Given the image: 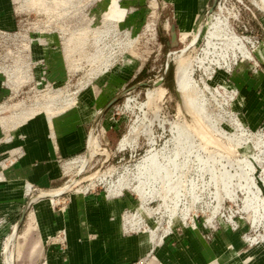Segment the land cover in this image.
<instances>
[{"label": "rangeland", "instance_id": "rangeland-1", "mask_svg": "<svg viewBox=\"0 0 264 264\" xmlns=\"http://www.w3.org/2000/svg\"><path fill=\"white\" fill-rule=\"evenodd\" d=\"M120 4L119 0H16V22L0 29V70L7 90L0 99V175L22 151L11 145L15 132L32 118L49 124L52 131L71 114L75 118L71 120L72 128L79 121L89 124L85 148L61 160L57 186L29 187L26 183L22 200L25 213L17 235L29 212L32 214L45 202L49 212L64 213L76 196L126 198L123 222L135 234L150 238L152 246L164 245L168 238L184 237L183 234L196 240L199 232L203 240L211 243L217 232L226 230L219 243L230 245L232 262L238 264L244 258L237 247L245 245L247 252L264 243V12L252 0H137L131 4L121 0ZM210 7L211 13L228 18L233 31L244 37L251 56L230 51L228 58L223 59L218 54L219 63H205L211 64L208 75L196 67L195 78L204 93L205 107L220 126L219 132L212 134L197 128L196 146L204 159L209 157L217 181L209 182V175L202 177L197 173L196 162L191 163L193 172L186 174L185 188L189 190V180L193 179L197 183V199L183 195L173 209L162 199L165 191L161 182L154 183V191L145 187L143 201L135 190L139 185L136 175L138 165L152 148L173 149L171 126L178 119L180 99L175 58L183 51L191 59L203 56L206 27L211 23L207 17ZM190 12L196 28L181 42L182 21L189 18ZM204 23L200 35L199 28ZM157 82L166 89L164 96L154 106L144 105L148 89L156 87ZM203 82L209 84L207 89ZM22 109L36 112L15 126ZM157 110L159 117L154 115ZM92 113L96 116L91 117ZM186 117L192 122L190 115ZM233 120L242 124V130ZM133 127H139L138 133L124 149L101 140L103 130L118 143ZM94 137H98L101 146L90 153V140ZM223 147L226 150L220 149ZM222 164L228 168L227 179L219 171ZM179 184L175 185L184 188L182 182ZM42 192L55 194L42 196ZM252 198L255 204L246 209L247 199ZM19 217L22 216L1 218L0 225L5 221L14 225ZM17 235L9 234L2 249L13 251L9 264H13V256L14 264H28L30 242H23ZM151 260H144V264Z\"/></svg>", "mask_w": 264, "mask_h": 264}, {"label": "crops", "instance_id": "crops-1", "mask_svg": "<svg viewBox=\"0 0 264 264\" xmlns=\"http://www.w3.org/2000/svg\"><path fill=\"white\" fill-rule=\"evenodd\" d=\"M123 1L131 4L137 0ZM15 2L0 0V29L12 27L10 25L16 22ZM6 91L0 70V99ZM73 115L65 116V123L53 127V131L49 124L32 118L15 132L11 145L22 151L0 175V219L22 216L26 183L29 187L33 184L40 188L56 185L61 177V160L85 148L89 124L79 121L72 128ZM79 117L81 120L82 114ZM100 135L111 147L119 145L120 141L115 143L103 130ZM126 201V198H99L92 194L76 196L64 213L48 209L35 217L30 211L19 235L17 224L21 217L14 225L5 221L0 225V264H9L10 255H13V251L2 249L9 234L30 242L28 264H144L146 259H153L150 264H234L230 245L219 243L226 230L217 232L211 243L203 240L199 232L196 240L183 234L184 237L168 238L164 245L152 246L150 238L135 234L123 222ZM244 246L237 247L243 253L242 258H246L238 264H264V243L245 250L247 252ZM14 261L13 256V264Z\"/></svg>", "mask_w": 264, "mask_h": 264}, {"label": "bare ground", "instance_id": "bare-ground-1", "mask_svg": "<svg viewBox=\"0 0 264 264\" xmlns=\"http://www.w3.org/2000/svg\"><path fill=\"white\" fill-rule=\"evenodd\" d=\"M253 4L259 8L261 11L264 12V0H252ZM222 9V8H221ZM213 9L210 8L207 13V17L209 20H211V23L209 26L206 27V47L203 49L204 51L203 56L197 57L194 59H191L187 55H184L183 52L179 55L174 56L175 62H176V70H175V80L177 84V89L179 92V106H178V119L175 120L172 123L171 131L174 133L173 138L171 139L173 143V149L169 150V148L166 146L162 149H156L155 147L152 148L148 154L144 157L142 162L138 165V174L136 175V178L139 180V185L135 187V190L137 193L140 194L143 201H145V187L148 186L151 188L152 191L154 183L161 182L164 184V191L165 193L162 195V199H164V203L167 207H172L173 209H176L179 205V202L183 195H192L194 198L197 199V193L195 194L196 184L194 183L193 179H190L191 187L189 186V190H186V174L192 170V164H196V170L197 173L201 174L202 177L206 174L209 175L210 181L209 182H216V170L212 167V164L209 162V157L206 156V159H204L201 155L200 148L196 146V140L198 138L196 135L197 128L205 129L209 133L212 134V131L216 132L218 131V123L217 121L212 118L211 113H209L206 109V99L204 96L203 91H200L199 81L195 78V70L197 69H203V71L208 75L209 72V64L208 66L205 65L207 60L210 63H219L220 59H217L218 54H220L223 59H225L230 51L233 53L239 52L244 57L251 56V52L249 51L246 41L244 40V37L238 36L233 29L231 28L228 18L221 17V16H215L213 13ZM210 13V14H209ZM189 14V13H188ZM220 14V13H219ZM189 18L182 21L183 26L182 29L180 28V41L183 42L188 36L191 34L192 30L196 28L195 26V19L192 20L191 12L189 14ZM214 15V16H213ZM195 18V17H194ZM213 18V19H212ZM183 19V18H182ZM195 23V24H194ZM205 29V23L202 24V26L199 28V34L201 35ZM198 40V38H197ZM248 41V40H247ZM197 42V41H196ZM251 42V41H250ZM188 50V49H187ZM212 55V58L210 59L209 56ZM197 56V55H196ZM231 56V54H230ZM237 56V55H236ZM173 58V59H174ZM228 58V57H227ZM231 58V57H230ZM233 59V58H232ZM230 60V59H229ZM204 74V73H203ZM204 81V80H202ZM201 82V81H200ZM205 83L207 89L209 87V84L207 82ZM204 86V85H203ZM208 91V90H207ZM166 89L163 87H160V85H156V87L152 89H148L147 91V101L144 103L146 106H154L157 104V101H159L165 94ZM209 93V92H208ZM228 95V94H227ZM72 101V100H71ZM208 103V102H207ZM20 105V104H19ZM37 105V104H36ZM128 105V104H127ZM159 105V104H158ZM16 107V106H15ZM22 107V106H20ZM6 108V107H5ZM34 108V107H33ZM142 108V107H141ZM24 110V109H22ZM149 110V109H148ZM21 111V110H19ZM23 112V111H22ZM36 111H27L24 110L23 114H21L15 123V126L22 124L24 121H27L29 117L34 116ZM24 113H26L24 115ZM213 114V113H212ZM154 115L156 117H159L158 110L154 112ZM187 115H190L193 120L192 122H189L187 120ZM222 115V114H221ZM146 116V115H145ZM148 116V115H147ZM162 116V115H161ZM217 116V115H216ZM215 116V117H216ZM176 117V116H175ZM214 117V116H213ZM223 117V116H222ZM232 118V117H231ZM30 119V118H29ZM162 119V118H161ZM160 119V120H161ZM219 119V118H218ZM217 119V120H218ZM222 119V118H221ZM156 120V119H155ZM164 120V119H163ZM234 121V120H233ZM137 122V121H136ZM143 122V121H142ZM164 122V121H163ZM148 123V122H147ZM232 123V122H231ZM234 123L238 124V127L241 123L238 121H234ZM163 124V123H161ZM144 125V124H143ZM242 125V124H241ZM139 128V127H138ZM138 128H132L130 132L125 134L120 142L119 147L124 149L126 144L130 143L134 138V136L138 133ZM236 128V127H235ZM241 129V126L239 127ZM244 128V127H243ZM143 129V128H142ZM198 130V131H199ZM222 130V129H221ZM242 130V129H241ZM203 131V130H201ZM200 131V132H201ZM245 131V130H243ZM208 132H205L203 134H206ZM219 132V131H218ZM225 132V131H224ZM227 132V131H226ZM251 132V131H249ZM248 133V132H247ZM234 134V133H233ZM253 133H251L252 135ZM255 134V133H254ZM253 134V135H254ZM209 135V134H207ZM218 135V134H217ZM223 135V134H222ZM228 135V134H227ZM231 135V134H229ZM248 135V134H247ZM250 135V134H249ZM262 135V134H261ZM150 142L154 143V138L151 136V132L149 134ZM206 136V135H205ZM214 136V135H213ZM226 136V135H225ZM246 136V134H245ZM259 136V135H257ZM99 137V136H98ZM98 137H94L90 140V153L96 152L100 148V141ZM199 137V136H198ZM208 138V136H206ZM202 138V137H201ZM204 138V137H203ZM213 138V137H212ZM247 138V137H246ZM249 138V137H248ZM256 138V137H255ZM259 138V137H258ZM200 139V138H199ZM205 139V138H204ZM209 139V138H208ZM219 139H221L219 137ZM229 139V138H228ZM245 139V138H244ZM262 139V138H261ZM202 140V139H201ZM222 140V139H221ZM225 140V138H224ZM238 140V139H237ZM254 140V139H253ZM210 141V140H209ZM213 141V140H212ZM239 141V140H238ZM243 141V140H242ZM251 141V140H250ZM255 141V140H254ZM214 142V141H213ZM221 142V141H220ZM245 142V141H244ZM199 143V142H198ZM202 143V142H201ZM200 143V144H201ZM227 143V142H226ZM257 143V142H255ZM259 143V142H258ZM203 144V143H202ZM218 144V143H217ZM216 144V145H217ZM263 144V142H262ZM168 145V144H167ZM226 145V144H224ZM234 145V143H233ZM242 145V144H241ZM246 145V144H245ZM253 145V144H252ZM202 146V145H201ZM243 146V145H242ZM257 146V144H256ZM212 147V146H211ZM218 147V146H217ZM220 147V146H219ZM248 147V145H247ZM261 147V146H260ZM226 148V147H225ZM242 148V147H240ZM251 148V147H250ZM255 148V147H254ZM217 149V148H216ZM214 148V150H216ZM220 149H224L220 148ZM229 149V148H228ZM227 149V151H229ZM245 149V148H243ZM252 149V148H251ZM261 149V148H260ZM264 149V148H263ZM213 150V151H214ZM226 150V149H224ZM242 150V149H241ZM240 150V153H241ZM246 151L249 149H245ZM256 150V149H255ZM211 151V150H210ZM218 151V150H216ZM215 151V152H216ZM221 151V150H220ZM234 151V150H233ZM231 151H229L230 153ZM236 152V151H234ZM233 152V153H234ZM239 151H237L238 153ZM258 152V151H257ZM224 153V152H223ZM232 153V154H233ZM249 153V152H248ZM253 153V152H252ZM205 154V153H204ZM231 154V153H230ZM229 154V155H230ZM243 154V151H242ZM247 153H245L244 157ZM241 155V154H240ZM255 155V153L253 154ZM218 156V155H217ZM228 156V155H227ZM232 156V155H230ZM239 156V155H238ZM237 156V157H238ZM236 157V156H234ZM242 157V156H241ZM244 157H242L244 159ZM248 157V156H247ZM250 157V156H249ZM253 157V156H252ZM80 157H78L79 159ZM195 158V159H193ZM221 158V157H220ZM241 158V159H242ZM260 158V156H259ZM216 159V158H215ZM224 159V158H223ZM226 159V158H225ZM224 159V160H225ZM237 159V158H236ZM251 159V158H250ZM223 160V161H224ZM252 160V159H251ZM80 161V160H79ZM232 161V159H231ZM233 161H235L233 159ZM248 162V159L246 160ZM255 161V160H253ZM81 162V161H80ZM85 162V161H84ZM84 162L82 165H84ZM90 162V161H89ZM215 162V161H214ZM222 162V161H221ZM246 162V163H247ZM77 164V162H74ZM226 163V162H225ZM232 163V162H231ZM74 164V165H75ZM217 164V163H216ZM221 164V163H220ZM234 164V163H233ZM252 164V163H251ZM254 164V163H253ZM73 165V166H74ZM219 165V164H218ZM235 165V164H234ZM241 165V164H240ZM245 165V164H244ZM230 166V165H229ZM71 167V165H70ZM195 167V166H194ZM215 167V166H214ZM233 167V166H232ZM243 167V165H242ZM77 168V167H76ZM234 168V167H233ZM236 168V167H235ZM228 168L222 164L221 168L219 169L221 175L226 178L228 174ZM113 170V168H112ZM115 170V169H114ZM254 170V168H253ZM251 171V170H250ZM193 172V170H192ZM231 172V171H230ZM236 172V171H235ZM240 172V171H239ZM245 172V171H244ZM235 174V173H234ZM221 176V177H222ZM240 176V175H239ZM197 177V175H196ZM200 177V176H198ZM205 177V176H204ZM244 177V174H243ZM242 177V178H243ZM203 179V178H202ZM206 179V178H205ZM227 179V178H226ZM232 179V178H231ZM247 179V178H246ZM188 180V179H187ZM186 181V182H185ZM200 181V180H199ZM229 181V180H228ZM179 182H182L184 185V188L178 187L175 185L176 183L178 185ZM230 182V181H229ZM153 184V185H152ZM202 184V183H201ZM162 185V184H161ZM206 185V184H205ZM211 185V184H210ZM216 185V184H215ZM219 185V184H217ZM224 185V184H223ZM68 187V186H67ZM162 187V188H163ZM221 187V185L219 186ZM63 188V187H62ZM61 190V188H59ZM58 189V190H59ZM246 189V188H245ZM57 190V191H58ZM59 190V191H60ZM205 190V189H204ZM251 190V189H250ZM183 191V192H182ZM185 191V193H184ZM197 191V190H196ZM201 191V190H200ZM54 192H42V196L44 195H53ZM172 195V197H170ZM189 195V196H190ZM202 196V195H201ZM188 197V196H187ZM191 197V196H190ZM247 197V196H246ZM189 198V197H188ZM247 199L245 208L248 209L249 205L255 204V199ZM172 203V205H169V202ZM50 202V201H49ZM184 205V204H183ZM181 207V206H180ZM48 208V202H45L42 206L38 207L32 212V216L37 217L38 214L44 212ZM166 226V225H165ZM169 227V226H168ZM145 228V227H144ZM169 229V228H168ZM164 230V229H163ZM153 233V232H152ZM162 234V233H161ZM152 235V234H151ZM154 236V235H153ZM164 237V236H163Z\"/></svg>", "mask_w": 264, "mask_h": 264}, {"label": "water", "instance_id": "water-1", "mask_svg": "<svg viewBox=\"0 0 264 264\" xmlns=\"http://www.w3.org/2000/svg\"><path fill=\"white\" fill-rule=\"evenodd\" d=\"M173 37H174V39H175V37H176L174 30H173ZM156 84H157V85H161V83H159V82H157ZM89 138H90V136H89ZM89 138H88V142H89ZM62 193H63V192H62ZM24 213H25V209L23 210V215H22V217L20 218V221H19L18 224H17V228H19L20 224H21L22 221H23Z\"/></svg>", "mask_w": 264, "mask_h": 264}]
</instances>
